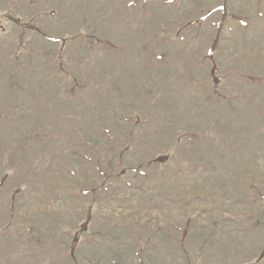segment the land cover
<instances>
[{
    "label": "rangeland",
    "instance_id": "1",
    "mask_svg": "<svg viewBox=\"0 0 264 264\" xmlns=\"http://www.w3.org/2000/svg\"><path fill=\"white\" fill-rule=\"evenodd\" d=\"M0 264H264V0H0Z\"/></svg>",
    "mask_w": 264,
    "mask_h": 264
},
{
    "label": "trees",
    "instance_id": "2",
    "mask_svg": "<svg viewBox=\"0 0 264 264\" xmlns=\"http://www.w3.org/2000/svg\"><path fill=\"white\" fill-rule=\"evenodd\" d=\"M214 49V48H213Z\"/></svg>",
    "mask_w": 264,
    "mask_h": 264
}]
</instances>
